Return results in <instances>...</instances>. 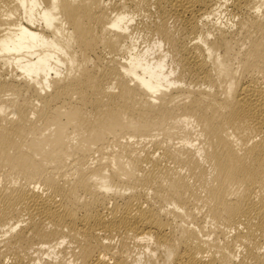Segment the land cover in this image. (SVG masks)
I'll return each instance as SVG.
<instances>
[{
    "label": "bare ground",
    "instance_id": "1",
    "mask_svg": "<svg viewBox=\"0 0 264 264\" xmlns=\"http://www.w3.org/2000/svg\"><path fill=\"white\" fill-rule=\"evenodd\" d=\"M0 264H264V0H0Z\"/></svg>",
    "mask_w": 264,
    "mask_h": 264
}]
</instances>
